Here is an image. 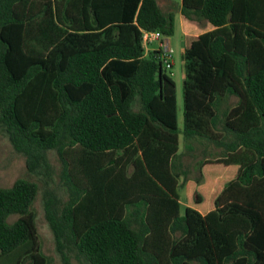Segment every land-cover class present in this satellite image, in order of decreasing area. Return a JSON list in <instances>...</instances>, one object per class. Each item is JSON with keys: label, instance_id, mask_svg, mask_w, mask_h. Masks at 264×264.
<instances>
[{"label": "trees", "instance_id": "trees-1", "mask_svg": "<svg viewBox=\"0 0 264 264\" xmlns=\"http://www.w3.org/2000/svg\"><path fill=\"white\" fill-rule=\"evenodd\" d=\"M159 1L0 0V135L36 179L0 187L4 264H55L38 194L60 264H264V0H181L211 28L182 53L181 153L175 84L142 46L173 34ZM194 144L197 182L236 169L204 214L176 193Z\"/></svg>", "mask_w": 264, "mask_h": 264}, {"label": "rangeland", "instance_id": "rangeland-1", "mask_svg": "<svg viewBox=\"0 0 264 264\" xmlns=\"http://www.w3.org/2000/svg\"><path fill=\"white\" fill-rule=\"evenodd\" d=\"M159 7L164 11H173L175 14V24L173 34L170 37H162V40H167L169 42V49L171 50V69L165 70L167 75L173 80L175 84L176 91V109H177V127L180 132L179 134V153L184 149V142L182 139V129H183V92H182V82L184 78L183 74V60H182V51L184 43L181 40V30L179 27V13L178 7L180 5V0H163L158 2ZM159 48V42H154L146 46V50L153 51V49ZM162 48V47H161ZM164 50V48H162ZM196 151L190 154V156H184L182 161L187 170V176L183 179V176L179 179V187L176 189V193L180 201V210L183 212L184 206L189 204V206L197 207L198 209L205 211L206 208L212 206L216 191L219 189V186L223 185L227 180H219L214 187V192H207L208 184H203L199 187H196L200 183H203L200 179V174L197 169V162L200 161L203 157V154L198 151L201 147H198L197 144H194ZM188 154V153H187ZM208 155V153H206ZM209 156V155H208ZM51 163L56 169V173L59 174L61 171V166L54 154L50 155ZM208 158V157H207ZM209 159V158H208ZM212 158H210L211 160ZM132 172V168H128V174ZM228 177L232 176V173L227 174ZM17 179H27L35 180L36 179L29 175L26 171L25 160L22 156L17 154L11 147L8 140L0 135V187H8ZM194 179V180H192ZM56 184L54 185V193L57 195H64V183L63 180H55ZM197 191L201 195V203H194L193 193ZM33 209L35 211V222L37 226L38 238L42 248V251L54 257L55 264H60L59 257L55 254L54 244L51 232L43 216V207L40 194L37 195L34 203ZM17 216L13 215L9 220L16 219ZM72 264H86L84 261H79L76 258L71 259Z\"/></svg>", "mask_w": 264, "mask_h": 264}, {"label": "crops", "instance_id": "crops-1", "mask_svg": "<svg viewBox=\"0 0 264 264\" xmlns=\"http://www.w3.org/2000/svg\"><path fill=\"white\" fill-rule=\"evenodd\" d=\"M180 6H181V0H180V5L178 7V13H179V27H180L181 36H182L181 40L184 43V47H183V51H184L187 47H189V45L192 43V41H194L197 38V36L199 34H201L203 32H206V31H210L211 28L206 22H202V24L199 25V24H197V22H192V21L183 19L181 17V15H180V11H179ZM165 42H167L168 45H169V42L167 40H165ZM154 50H156V49H153V51ZM183 51H182V53H183ZM193 148H194L193 152H195L196 151L195 146ZM203 150H204V148L201 147L200 150H198V151H200L203 154ZM207 152H209V153L218 152V149L214 148L213 146H208L207 147ZM178 153H179V150H178ZM235 170H236L235 168L224 167V166H221V165H215V164L207 165L202 170L203 183H200L196 187H199V186H201L203 184H208L207 192L208 191L209 192H214L215 189H214L213 186H211V183H212V185L213 184L216 185L219 180H231L232 176L228 177L227 174L231 172L234 175V171ZM192 180H194V179H192ZM223 186H224V184L219 186V189L216 191L215 197L221 191ZM213 203H214V201H213ZM188 205L189 204H187V206ZM211 208H213V204L209 208H206L205 211H202V210H200V209H198L196 207V209L198 211H200L202 214L208 212ZM0 264H4L3 260L1 258H0Z\"/></svg>", "mask_w": 264, "mask_h": 264}, {"label": "built area", "instance_id": "built-area-1", "mask_svg": "<svg viewBox=\"0 0 264 264\" xmlns=\"http://www.w3.org/2000/svg\"><path fill=\"white\" fill-rule=\"evenodd\" d=\"M142 46L145 49V53L147 54L149 51L146 50V46H148L149 44H152L154 42H159V48L157 50H161L162 51V55H161V61H162V65L164 70L167 69H171L172 67V61H171V50L169 49V45L167 42L162 40V36L159 32L157 31H142ZM164 48V50H162V48Z\"/></svg>", "mask_w": 264, "mask_h": 264}]
</instances>
